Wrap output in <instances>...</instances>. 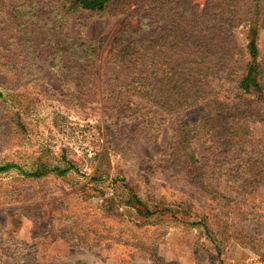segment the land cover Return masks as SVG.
Listing matches in <instances>:
<instances>
[{
	"label": "rangeland",
	"instance_id": "374dc122",
	"mask_svg": "<svg viewBox=\"0 0 264 264\" xmlns=\"http://www.w3.org/2000/svg\"><path fill=\"white\" fill-rule=\"evenodd\" d=\"M21 1L0 0V165L17 166L0 173V264H264V93L237 87L250 57L191 105L167 65L187 58L170 46L184 25L194 40L235 25L237 50L257 25L264 64V0Z\"/></svg>",
	"mask_w": 264,
	"mask_h": 264
},
{
	"label": "trees",
	"instance_id": "16d2710c",
	"mask_svg": "<svg viewBox=\"0 0 264 264\" xmlns=\"http://www.w3.org/2000/svg\"><path fill=\"white\" fill-rule=\"evenodd\" d=\"M112 0H63L61 4V8L64 11H104L109 3ZM259 4V0H256ZM42 0H22L18 7L24 6H32L33 4H40ZM249 14H253V8L248 12ZM38 14L33 16L37 17ZM35 18V17H34ZM258 24V23H257ZM189 29H181L177 27H173L176 29V33H181L184 35L183 40L180 42L173 41L170 45L171 47H176L181 44L180 49L186 55L187 58L182 60L180 63H173V59L167 57V65L168 72L170 73V80L175 82V86L170 84V90H178L179 92H183L185 94V104L196 102L197 99L204 100L207 96V90L210 88L209 80L214 78L221 73L228 72L229 74L236 72V67L239 68V65L242 64L243 57L248 55L250 57V61L248 63H244V72L238 76L237 87L240 91L245 94L256 91L258 94L263 95L264 89L261 83V79L264 74V64L263 61L260 60V49L258 46V26L252 28L251 31V39L246 47H241L240 49L236 47L235 40L233 39V29L236 26H222L216 29V33L213 32L212 35L214 37H198L195 40L192 37V32H195V28L191 29L188 25H184ZM166 30L161 29V34H165L168 32V28ZM172 29V28H169ZM128 31H131L129 28ZM143 28L140 30H135V34L140 33L139 41L141 44H145L147 42L146 36L147 34L142 33ZM208 32L213 31L212 28L207 29ZM122 32H125L124 30ZM172 32V30H170ZM169 32V33H170ZM168 34V33H167ZM224 36L222 37V35ZM162 35V36H163ZM124 38V33L117 34V42H120L119 47L121 50L119 54L122 56V60L125 61L132 50L133 41ZM138 58V52H136ZM144 57V56H143ZM142 57V59H143ZM196 67V68H195ZM181 68H185L183 73L179 72ZM198 73L201 75L202 79L198 81V85L202 88L198 91L196 89V93L192 96L190 95L191 87L190 84L195 81H192V75L194 73ZM180 76L181 78H178ZM139 81H147L148 77L144 72L139 74L137 77ZM180 81V82H179ZM189 92V93H188ZM140 93V92H139ZM199 93V95H198ZM0 92V96H1ZM200 98H197V97ZM192 98V101L190 99ZM188 102V103H186ZM202 102V101H200ZM189 105V104H188ZM17 167L15 164H7L0 165V173H4L9 171L10 169ZM50 172H58L60 174H65L66 170L61 168H53V169H44V170H36L33 172H24V175L27 177L39 178L47 175ZM129 197L126 199L125 203L129 206L135 207L139 213L144 215L151 214L148 207L145 203L138 198V196L132 194V190H129Z\"/></svg>",
	"mask_w": 264,
	"mask_h": 264
}]
</instances>
